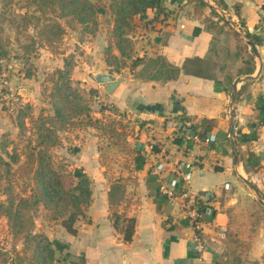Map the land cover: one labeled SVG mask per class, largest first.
Instances as JSON below:
<instances>
[{
    "label": "crops",
    "instance_id": "crops-1",
    "mask_svg": "<svg viewBox=\"0 0 264 264\" xmlns=\"http://www.w3.org/2000/svg\"><path fill=\"white\" fill-rule=\"evenodd\" d=\"M185 1L162 0L165 13L151 7L133 16L128 33L133 54L145 61L128 67V75L122 76L112 93L99 89L98 101L123 111L132 129L126 134L129 149L120 150L122 161L114 166L119 168L114 175L106 170V163L93 157L99 153L97 146L87 150L86 144L92 146L95 135L85 137L87 142L80 146L77 165L90 178V203L77 220L76 233L57 223L54 234L77 264H225L231 243L225 235L228 208L239 201L245 183L241 175L264 189V0H212L243 32L261 38L255 44L261 57L259 74L237 84L233 115V80L245 73L252 50L222 16L227 24L215 16L213 21L206 19L208 9L197 14ZM253 57L255 69L249 74H255L260 66L254 53ZM187 58L194 59L185 62ZM198 65L206 66L209 74H194L193 67ZM151 70L157 75H148ZM177 116L193 122L198 140L173 135ZM232 120L238 165L229 135ZM211 134L215 139L207 140ZM159 161L164 166L156 169ZM178 161L190 164L188 187L202 202L194 206L200 215L199 227L189 217L183 198L160 188L161 182L169 184V164ZM117 181L124 184L123 195L111 204L108 192ZM113 211L134 216L129 240L113 225ZM197 232L205 244L201 256L193 248ZM245 248L247 258L264 252V228Z\"/></svg>",
    "mask_w": 264,
    "mask_h": 264
},
{
    "label": "trees",
    "instance_id": "trees-1",
    "mask_svg": "<svg viewBox=\"0 0 264 264\" xmlns=\"http://www.w3.org/2000/svg\"><path fill=\"white\" fill-rule=\"evenodd\" d=\"M5 1L0 9V60H3L9 53L10 35L7 28L15 32L17 40H21L20 43L27 37H31V42H25V46L24 42L22 43L26 50L30 49V44L36 41L34 37H38L46 47L54 49L65 32V27L58 16H73L80 21L93 20L95 22L97 10H100L93 0H31L35 5V10L20 12L7 6L11 0ZM198 1L200 5L209 6L206 0ZM148 7H154L157 13H165L162 0H109V8L114 14L111 36L118 51L115 53L111 49L110 42L105 58L109 65H115L118 69L117 65L120 62L124 64L123 58H130L129 67L132 69L145 61L142 56H134L133 42L128 32L132 17L139 13L143 14ZM237 9L238 7H235L236 12ZM211 11L224 24H227L214 8H211ZM29 29L33 30L34 36ZM245 34L255 44L261 42L257 34L248 30ZM244 43L247 47L246 42ZM191 59L194 58H187L185 62ZM183 66L186 67V65ZM205 67L203 65L193 67V73L208 75ZM254 69V57L250 51L246 59L245 73H251ZM171 75L174 73L168 74V76ZM58 76L51 93L53 113L41 111L35 118L31 117V127L36 133L34 138H30L20 150L17 148L11 152L6 150L5 154L8 155V159L0 153V187L1 194L4 195L0 198V214L7 219L11 236L14 239L17 236L22 238L21 247L15 249L16 258H28L30 264H50L55 252L53 244L57 249H63L66 246L61 240L50 239L35 229L34 211L37 207L42 204L51 219H59L60 224L68 232L74 234L77 231V220L85 214V208L91 199L90 178L82 168L70 171L61 166H55L54 153L50 149L62 143L58 135L60 128H64L67 124H75V122L81 123L80 118L76 121L74 119L85 115L89 119L86 124L110 133L115 143H121L122 146L127 145V133L124 131L123 121L111 118L106 122L100 120L99 116L93 118L89 112V97L73 85L71 77L66 73ZM92 89L97 92L96 89ZM103 110L104 106L101 105L98 111L103 113ZM56 123H59V126ZM117 125L123 128L120 130ZM73 150H78V147H74ZM123 191L124 184L119 181L114 182L108 192L109 203L118 202L122 198ZM250 200L252 205L257 210L259 209L258 219L264 220V208L261 203L253 196ZM200 204L202 202L199 201L198 205ZM236 208L237 206L228 208L229 227L225 230V235L231 243L245 245L242 239L250 241L257 238L260 228H255V230L232 228L238 216L234 214ZM245 210L242 209L241 212ZM248 214L247 222L252 221L251 218L255 219L253 212L248 211ZM111 217L115 228L122 233L125 240H129L134 231V216L113 211Z\"/></svg>",
    "mask_w": 264,
    "mask_h": 264
},
{
    "label": "rangeland",
    "instance_id": "rangeland-1",
    "mask_svg": "<svg viewBox=\"0 0 264 264\" xmlns=\"http://www.w3.org/2000/svg\"><path fill=\"white\" fill-rule=\"evenodd\" d=\"M93 1L100 8L95 15V22L93 20L80 21V19L73 16H58L65 27V32L54 49L46 47L38 37H34L36 41L30 44V49L26 50L24 47L25 42H31V37H27L23 41L24 43L22 42L23 46L20 43L21 40H17L15 32L11 28H7L10 35L9 53L3 60H0V153L4 158H9L5 154L6 150L9 152L14 148L20 150L23 144L36 135L31 127V117L35 118L41 111L53 113L51 93L54 90V82L58 80V75L61 73L70 76L73 85L86 97H89V112L93 118L99 116L100 120L106 122L111 118L121 119L125 124L124 131L126 133L132 129L131 122L125 120L128 117L123 111L113 106L112 103L98 101L100 100L99 89L104 92L105 88L104 83L96 80L94 74L109 71L108 73L116 76L128 75L127 68L131 59L123 58L124 64L120 62L117 65L118 69L115 65H109L106 62L107 46L110 42L111 49L113 51L117 50L111 36L114 14L109 8V0ZM5 2V0H0V9ZM185 2L189 3V6L197 14H203L204 10L208 9L209 15H206V19L213 21L215 19H212V16L217 17L209 6L200 5L198 0H186ZM7 6L20 12L35 10V5L31 0H11ZM131 27L132 24L129 30ZM29 30L33 35V30ZM149 64L147 63L145 66ZM150 73L148 75H157L155 70H151ZM91 88L96 89L97 92L91 90ZM101 105L105 107L102 115L98 113ZM75 118H78L74 119L75 121L80 118L82 122L67 124L64 128H60L58 135L62 143L50 149L54 153L55 166H61L63 169L70 171L79 168L77 160L80 155V146L87 142L85 137L92 134L95 137L91 140L92 146L86 144L88 146L87 150H94L97 146L99 153H93V157H97L103 163H106V170L110 171L111 174H116L119 168H114V166L121 164L119 160L122 161L119 157L122 154L120 150L127 151L128 146H122L118 142L115 143L110 133L86 124V121L89 120L87 116L83 115ZM56 125L59 126V123H56ZM117 126L120 130L123 128L120 125ZM78 144L80 145L78 146ZM74 147H78V150H73ZM243 186L244 188L242 187L243 189H240L238 193L239 201L235 205L237 206L235 210L237 213L234 211V214H238V216L232 228H252L254 230L255 228H264V220L258 219L259 209L257 210L250 200L252 196H255L245 183ZM260 192L264 196V189ZM3 196L0 187V198ZM262 207L264 208L263 205ZM242 209L246 210L241 212ZM248 211L254 213L255 219L251 218L252 221L247 222ZM34 214L35 229L47 236L49 234L50 239H56L54 234L60 220L51 219L42 204L37 207ZM46 230L48 233H46ZM10 232L11 229L8 226L7 219L0 214V264H30L28 258H19L21 260L16 258L15 249L21 247L22 238L17 236L14 239ZM242 241L245 242V245L230 243L225 264H264V252L258 257L247 258L248 252L245 246L249 240L242 239ZM55 246L53 244L55 252L50 264H68V262L75 264L77 262L75 257L67 251V248L57 249Z\"/></svg>",
    "mask_w": 264,
    "mask_h": 264
},
{
    "label": "built area",
    "instance_id": "built-area-1",
    "mask_svg": "<svg viewBox=\"0 0 264 264\" xmlns=\"http://www.w3.org/2000/svg\"><path fill=\"white\" fill-rule=\"evenodd\" d=\"M151 8V7H148ZM110 106V104H108ZM172 133L174 136L185 138L187 140H198L199 133L197 128L194 126L193 122L184 116H177L173 121V129ZM214 134H211L207 140H214ZM156 169H160L164 166L162 162H158L156 165ZM169 169L172 172V176L169 180V184L161 182L160 188L163 192L173 195L177 194L178 196L183 198V205L187 206L189 209V217L196 227H199V212L195 209L194 206L198 204L201 200L198 196L192 194L189 190L188 184L191 178V168L189 163H184L182 161L174 162L169 164ZM194 250L201 256V252L203 251L205 244L203 238L197 233H195L194 237ZM70 262H68L69 264ZM72 264V263H70ZM74 264V263H73Z\"/></svg>",
    "mask_w": 264,
    "mask_h": 264
},
{
    "label": "water",
    "instance_id": "water-1",
    "mask_svg": "<svg viewBox=\"0 0 264 264\" xmlns=\"http://www.w3.org/2000/svg\"><path fill=\"white\" fill-rule=\"evenodd\" d=\"M206 1L247 42V44L249 45V47L251 48L252 52L257 57V59L259 60V63H260L261 57H260V53H259L257 47L255 46V43L250 38H248V36L245 34V32L242 31L240 26L238 24H236L235 22H233L229 18V16L227 14H225L220 9V7H218L215 3L212 2V0H206ZM260 67H261V63H260L259 69L257 70V72L255 74L241 73V74H238L234 78L233 85H232V91H231V103H230V113L232 115L234 113V107H235V103H236L237 97H238L237 84L240 81H244L246 79H252V78L257 77V75L259 74V71H260ZM94 77L99 82H103L104 83L105 89H106V91L108 93H112L114 88L118 85V83L123 80L122 76H116L115 74L108 73V72H97V73L94 74ZM229 135L231 137V142H232V150H233L234 162H235L236 165H238L239 164V154H238L237 144H236L235 136H234V121L233 120H232L231 125H230ZM241 178L243 179L245 184L248 186V188L253 192L255 198L264 206V196L260 192V190L257 188V186L248 177H246L244 175H241Z\"/></svg>",
    "mask_w": 264,
    "mask_h": 264
}]
</instances>
